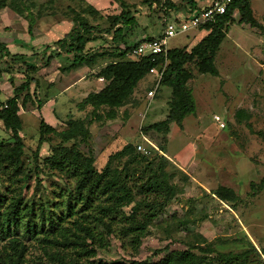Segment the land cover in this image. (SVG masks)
I'll use <instances>...</instances> for the list:
<instances>
[{"label": "rangeland", "instance_id": "374dc122", "mask_svg": "<svg viewBox=\"0 0 264 264\" xmlns=\"http://www.w3.org/2000/svg\"><path fill=\"white\" fill-rule=\"evenodd\" d=\"M29 1L15 2L22 10V15L9 9L2 10L0 29H8L14 32L11 34L13 37L26 39L28 34L24 17L31 13L40 16L35 23L38 22L41 29L49 32L48 28L54 26L55 22L68 19L70 9L78 10L85 2L100 14L85 13L84 16L91 24L102 28L108 25L105 16L120 10L116 0H33L32 6L23 8ZM124 1L130 5L129 11L136 20L134 26L121 28L127 39L139 41L162 31L160 23L165 22L166 14L164 8H158V3L153 9L148 0ZM249 6L261 28L240 23L238 13L234 11V18L226 25L224 37L213 55L215 75L200 73L195 64H185L191 72V78L186 83L194 101V112L182 119L181 128L172 124L166 134L141 131L149 118L147 116L144 122L139 123L138 117L134 116L147 104L145 91L151 85L149 75L139 81L141 86H138L125 107L118 110L114 119L106 120L103 124L95 121L89 126L87 147L94 156L93 165L96 169L103 165L101 159L105 155L126 142L133 143L134 151L145 154L149 159L154 157V164L160 153L158 147L163 145L165 159L163 169L152 178V183L166 202L147 226V233L141 238L138 247L134 250L128 244L127 237L119 239L112 234L106 237L107 245L96 250L95 258L106 262L144 258L156 260L167 251L183 249L188 244L211 247L215 252L236 253L249 248L247 239L257 250L264 247V188L253 191L249 185L250 182L257 183L264 175V0H250ZM59 26L52 27L51 32L60 35L57 30L62 31L65 25ZM109 37H106V42L94 40L88 44V49L97 50L105 44L123 47L119 37L116 36L117 41L114 43ZM191 40V31L176 34L167 39L166 47L181 48ZM39 57L33 55L32 60L38 62ZM19 75H22L21 71H13L11 77L17 83L2 79V87L7 91L11 85L12 89L13 84L17 85L21 81ZM157 93L153 99L158 96ZM162 95L163 99L154 111V119L150 121L159 120L163 117L162 112L167 110L163 102L167 103L170 92L165 91ZM6 97L7 93H0V101ZM24 108L25 105L22 106L23 111ZM72 110L76 113L74 107ZM26 117L29 119L22 116L27 123L23 124L25 128L22 127L21 133L32 134L35 138L38 133L37 119H32L29 113ZM126 120L129 121L128 129H131L127 138L122 136L121 127ZM219 122L223 123L222 127H219ZM7 137V132L0 127V140ZM138 145L144 150L137 148ZM87 147L78 145L84 152ZM34 148L35 141L24 144L22 176H14L8 181L4 176L7 173L2 174L0 171V192L8 197L12 190L24 200H32L35 205L38 201L48 200V205L52 207L54 201L60 199L56 194L59 189L72 188L73 181L51 174L39 160L35 166L31 160ZM124 161L125 157L115 160L113 166L120 167ZM144 164H131V169L138 168L134 177L141 175ZM218 185L232 188L238 194V199L230 204L211 195L209 192ZM139 197L141 195L134 196L135 200ZM131 205L123 206L122 211L128 213ZM28 253L30 256L38 255V249L29 245ZM214 255L213 252L206 254V257L210 259ZM246 264H264V260L256 253H250Z\"/></svg>", "mask_w": 264, "mask_h": 264}, {"label": "trees", "instance_id": "16d2710c", "mask_svg": "<svg viewBox=\"0 0 264 264\" xmlns=\"http://www.w3.org/2000/svg\"><path fill=\"white\" fill-rule=\"evenodd\" d=\"M20 1L0 0V9L7 7L22 15V10L15 3ZM116 1L119 12L106 15L108 25L102 28L91 24L84 16L85 13L100 14L91 4L84 1L85 5L78 10L70 9L69 30L50 45L44 46L38 64L32 60V56L37 53H10L0 41V77L3 73L10 74L13 71H21L23 75L22 81L13 87V94L0 101V122L9 136L0 140V171L2 174L7 173L4 176L8 181L14 176H22L21 157L26 143L19 135L21 121L18 110L30 98L29 84H37L34 75L36 70L47 66L54 56L60 54L65 55L66 62L60 67L61 70L89 64L97 57L116 59L106 62L93 74L106 83L76 103V108L84 112L81 117L68 118L59 130L45 123L42 118L38 120L31 160L35 166L38 160L41 161L51 174H57L65 180L71 178L73 186L66 190L60 188L56 193L60 199H56L52 207L48 205V200L38 201L35 205L32 200H24L12 190L8 197L0 192V264H246L250 253H256L264 260V247L257 250L248 239L249 248L236 253L215 252L211 247L188 244L183 249H171L156 260L144 258L106 262L95 258L96 250L104 248L107 245L106 237L112 234L119 239L127 237L128 244L135 250L147 233V226L166 202L152 183V178L163 169V145L158 147L160 153L154 164V157L149 159L145 154L134 151L133 143L126 142L108 154L99 169L94 167V156L87 147L89 126L95 121L103 124L106 120L114 119L117 108L130 99L140 86L139 81L149 74L148 69L154 64L149 57L128 58L130 51L141 41L159 36L165 27V22H161L162 31L158 35L139 41L127 39L121 28L134 26L136 20L129 11L130 5L124 0ZM156 1L148 0L149 6L154 9L158 3V8L165 10L172 6L168 0ZM32 2L30 0L23 8H29ZM249 2L231 0L223 14L215 15L211 21L199 25L197 28H204L207 33L188 50L185 47L166 49L167 63L159 84L170 89L167 111L163 119L141 127V131L166 134L171 123L181 128L182 119L194 112V101L186 83L191 78V72L185 64H195L200 73L215 75L213 55L224 37L226 25L232 20L233 10L237 11L240 23L260 27L252 15ZM39 17L31 13L24 17L28 36H32V28ZM107 36H110L112 43L117 41L116 36L119 37L123 47L105 44L97 50L85 48L86 43L97 39L106 42ZM19 94H22L21 103L18 101ZM36 102L38 110L41 101L38 99ZM43 142L47 143L48 151L41 156L39 150ZM82 144L87 147L86 152L78 148ZM124 157L122 166H113L115 160ZM142 162L145 164L141 175L134 177L138 168L131 169V164ZM249 185L253 191L264 188V175L257 183L250 182ZM209 193L230 204L238 199V194L232 188L223 185L216 186ZM136 194L141 197L135 200ZM131 203L129 212L124 213L122 207ZM29 245L38 249V255H29ZM213 252V257H206V254Z\"/></svg>", "mask_w": 264, "mask_h": 264}, {"label": "crops", "instance_id": "0c3cea01", "mask_svg": "<svg viewBox=\"0 0 264 264\" xmlns=\"http://www.w3.org/2000/svg\"><path fill=\"white\" fill-rule=\"evenodd\" d=\"M168 1L172 3V6L169 8H166L165 10V14H166L165 22L168 20H172L176 17L192 15L209 2V0H168ZM6 9H9V8L3 7L0 9V12ZM234 11L236 10H233V12L231 13L232 18H234L233 17ZM236 14H237V11H236ZM60 24L65 25L62 31H60L59 29L58 30L56 29L57 33L59 34L61 33L60 35L51 32L52 27L53 29L55 25L60 27L59 26ZM40 25L41 24H38V22L35 23V25L32 28V36L30 37L27 35L26 39L13 37V35L11 34H13L14 32L12 33V31H9L8 29L1 28L0 29V41L5 44V46L7 47L10 53H21L24 55H31L34 53H38L39 55V52L44 48L45 45H50L54 40L60 38L64 33H66L69 30L71 26V22L68 21V19H61L58 22H55L54 26H50V28H48L50 30L49 32L46 31V29L44 28L41 29ZM259 28H261V26ZM189 31H191L192 40L191 42H188L183 45L186 48V50H188L202 36H204L207 33V30H205L204 28H193V29H189L183 33H178V34H186ZM90 43L91 42L86 43L85 48H88L89 46L88 44ZM166 49L168 48L166 47ZM48 52L49 51H47L46 53ZM64 57H65L64 54H60L59 56H54L50 60L47 66L39 67L36 70L34 75L37 77V84L35 85L34 82L29 84L30 90H28V92L30 94V98L27 99L24 102V104H21L19 106L18 114H19L20 121H21L19 135L22 137L23 142L26 143L27 145L34 142V137L32 134L28 135L26 134V132H24L23 134L21 133L22 127L25 128L23 124L27 123V121H23V118L29 119L28 117H26L28 113L31 114L32 119H37V122L40 118H42L44 122L50 125L51 127L57 130L62 129L64 127V121H66L68 118L81 117L84 114L83 111H80L76 108V103H78L82 98H84L89 92L98 91L106 83L104 79L100 77H94L93 74L99 69V67L104 65L106 62L116 60L115 58L102 56V57L95 58V60L89 64H83L79 67L71 68L69 70H61L60 67L63 65H66V62L64 61ZM127 57L131 59L134 58L130 55H128ZM97 61L99 62L101 61V63L97 64L96 63ZM36 63L38 64V62ZM11 75L12 73L10 74L3 73L2 76L0 77V93H5V94L7 93L6 98L10 97L13 94L12 89L14 86H16L15 84L17 83L14 77H11ZM147 75L151 77V82L149 83L152 84L153 76L151 74H147ZM147 75H145V77H147ZM18 78H20L19 80L22 81L21 78H23V75H19ZM2 79H8V82L11 81L15 83L13 84L12 89H11V85H9V89H7L6 91V89L2 87V84H1L3 82ZM151 88L152 86L149 87V89ZM156 91L158 92L157 93L158 96L155 99H153ZM165 91L170 92V89L166 86H160L159 88L157 87L153 96L150 99L147 98L145 94V100L147 101V104L144 106V109L141 112L136 113V116H134V117H138L139 123L144 122V119L147 118V116L149 120L146 123L148 124H151L156 121H160L161 119L164 118L167 110L162 112L163 117L160 118L159 120L150 121L154 119V115H155L154 111L157 108L158 104H160V102L162 101L163 98L161 96H163L162 94H164ZM134 94H135V91L133 92L132 96H134ZM21 98H22V94H19V99H18L19 102L21 101ZM38 99H40L41 104L39 106V109L37 110L36 101ZM128 100L126 102H123L117 108V112L121 108L125 107ZM26 103H29V105L26 106ZM31 103L33 104L31 105ZM163 103H165L166 105V102H163ZM23 105H25V108H24L25 111H23L22 109ZM72 107H74V112L76 113H73ZM21 113H25V114L22 115ZM158 114H161V113H158ZM131 118L132 116L128 119L130 120ZM128 122L129 121L126 120L125 123H123V125L121 124L122 125L121 126L122 136H125V137L131 131L130 128L128 129L129 127ZM171 125L172 123L169 124V126ZM0 127L2 128V130H4L1 122H0ZM4 131L7 132L6 130ZM40 150L43 151L40 153L41 156L47 154L48 150H47L46 142H43L41 144ZM106 157L107 155H105V157L101 159L102 160L101 164L104 163Z\"/></svg>", "mask_w": 264, "mask_h": 264}, {"label": "built area", "instance_id": "2783aa9c", "mask_svg": "<svg viewBox=\"0 0 264 264\" xmlns=\"http://www.w3.org/2000/svg\"><path fill=\"white\" fill-rule=\"evenodd\" d=\"M230 1L231 0H209L205 6L201 7L192 15L180 16L166 21L164 30L159 36L141 41L132 48L130 51L132 57H149L150 61L154 62L148 69V73L153 76V85L152 88L146 92L147 98L150 99L153 96L165 69L167 63L165 57L167 39L178 33L197 28L199 25L211 21L215 15L223 14ZM159 56H161V58H158ZM214 119L218 120V117L214 116ZM218 124L219 127L223 126L221 122ZM137 148L143 149L140 145H138Z\"/></svg>", "mask_w": 264, "mask_h": 264}]
</instances>
